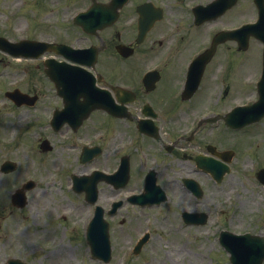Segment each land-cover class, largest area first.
<instances>
[{"label": "rangeland", "instance_id": "obj_1", "mask_svg": "<svg viewBox=\"0 0 264 264\" xmlns=\"http://www.w3.org/2000/svg\"><path fill=\"white\" fill-rule=\"evenodd\" d=\"M31 3L32 0H0L1 35L11 40L47 39L50 36L52 29L42 22H50L52 13L45 18L42 9L32 6ZM60 3L63 6L65 0ZM255 15L253 1L244 0L239 11L234 10L230 16V25L237 24L242 19H251ZM33 23L38 25L33 26ZM250 51L256 53L258 46L255 45ZM253 57L254 55H251V58ZM23 80H26L21 85L23 89L35 84L47 85L46 89L41 88L45 89V92L49 88L43 74L38 72L33 63L19 62L0 53V166L4 161L12 160L17 162L20 168L19 175L11 174L10 181L5 180L8 177L0 173V263L10 257H18L27 259L28 264H103L90 260L89 253L82 252L85 246L80 242L81 219L85 213L80 210V203L73 205L61 201L67 195L59 194L55 186H49L56 177L51 170L58 158L63 156L62 153L39 152L37 137L44 135L46 130L41 131L37 125L32 124H25V129H21L20 123L15 128L12 120L15 123L19 121L17 114H13L9 110L10 107H1L5 101L4 92L11 89L12 84ZM234 80L230 78L228 83H234ZM237 96V90H233L228 98L235 100ZM45 99L48 100L49 97ZM8 110L10 115L7 116ZM249 145L250 142L245 147ZM244 150L246 148L242 149ZM244 169L229 177L222 192L215 187H209L212 193L207 198L223 202L217 204L218 212L225 209L228 214L216 213L208 227L182 228L178 232L162 233V238H154L152 247L145 248L141 257H135L130 264H144L145 260L150 261L149 264H161V258L164 264H229L228 255L220 248L216 239L218 230L226 227L234 232L251 231L264 234V218H260L257 212V209L264 210V189ZM34 178L39 183V190L28 193V206L22 210L13 208L8 201L10 195L8 196L7 191L14 186L19 187L27 179ZM101 196L104 198L101 202L104 204L105 201V206H108L111 192L106 189ZM68 210L71 215L67 221L54 219V215ZM38 221L41 224H38ZM177 221V215H170L168 222ZM136 232L132 229V223H127L121 230L119 221L112 222L113 259L109 264L119 263L123 250L133 241Z\"/></svg>", "mask_w": 264, "mask_h": 264}, {"label": "flooded vegetation", "instance_id": "obj_2", "mask_svg": "<svg viewBox=\"0 0 264 264\" xmlns=\"http://www.w3.org/2000/svg\"><path fill=\"white\" fill-rule=\"evenodd\" d=\"M76 1L79 2V0ZM97 1L103 4L108 0ZM144 1L155 3L156 7L162 10L163 15L144 37L138 30L140 3L136 5V0L133 4L130 0V5L128 4L120 12L119 20L111 28L113 29L111 31L113 39L116 40L117 45L125 43L134 51L128 58L119 56V63L124 71L116 69V85L130 86L131 95L123 98L124 101H131V103L128 106L129 117L127 119L116 118V141L111 143L109 151H112V154L116 152V168L124 155H129L130 163H134L135 167H139L141 170L147 169V173L150 170H155L157 175L161 176L158 173L162 164L155 158L158 157L157 151H154L155 157H152L151 154L146 155L147 151H133L128 148L132 142L142 146L138 121L146 118L145 115L154 109L156 124L160 129L158 138L143 137L161 145L169 139L163 135V132L174 135L184 128V121L190 122L207 111L211 112V108L225 106L229 101L232 103L230 98L227 100L222 96L216 97L218 84L221 86V93L227 92L226 85L229 83L226 65L231 63L232 53L227 52L226 43L220 45L218 51L205 66L199 89L191 98H186L184 88L191 62L211 46L217 34L216 22L205 21L198 25L193 11L196 6L207 5L210 0ZM82 3L87 6L92 4L91 0H83ZM136 68L142 70V78L140 77L142 73H138ZM217 70L221 71V77L215 80L214 75ZM146 71H155L158 76V80L153 85L150 77L146 79L147 84L144 83ZM152 80H155L154 76ZM96 113L102 112H94L89 120L96 123L95 135L101 137L100 142H104L105 139L102 135L105 134V127L103 123L99 122L101 115ZM73 138L72 134L71 139ZM97 144L98 142H93L90 146L96 147ZM152 145L156 147V144ZM207 148L208 145L205 149L207 150ZM81 150L82 146L61 151ZM168 152L177 153L176 151H161L160 158L162 159L163 155H168ZM189 160V164L193 163L192 157H189ZM152 163L156 167L152 166ZM132 182L134 184L140 182V178L135 172Z\"/></svg>", "mask_w": 264, "mask_h": 264}]
</instances>
